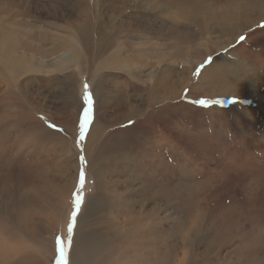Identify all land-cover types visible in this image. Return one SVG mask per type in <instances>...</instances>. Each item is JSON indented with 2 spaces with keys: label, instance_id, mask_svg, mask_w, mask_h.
<instances>
[{
  "label": "rangeland",
  "instance_id": "obj_1",
  "mask_svg": "<svg viewBox=\"0 0 264 264\" xmlns=\"http://www.w3.org/2000/svg\"><path fill=\"white\" fill-rule=\"evenodd\" d=\"M203 1L0 0V264H264V0Z\"/></svg>",
  "mask_w": 264,
  "mask_h": 264
},
{
  "label": "bare ground",
  "instance_id": "obj_2",
  "mask_svg": "<svg viewBox=\"0 0 264 264\" xmlns=\"http://www.w3.org/2000/svg\"><path fill=\"white\" fill-rule=\"evenodd\" d=\"M189 1H191L192 3H193V5H194V3L196 2L197 3V5L200 7L201 5H203L204 3V1L203 0H189ZM188 0H185V2H188V3H190ZM196 3H195V6H194V8L195 7H198V6H196ZM203 3V4H202ZM208 8V7H207ZM111 20H113V18H110ZM110 20V21H111ZM114 21V20H113ZM112 23V22H111ZM114 23V22H113ZM114 25V29L116 28V30L117 29H123V31H125V30H127V28H130V27H128V24L127 23H125V22H123V23H119L118 25H116V24H113ZM103 28V27H102ZM105 32V31H104ZM107 38V37H106ZM6 41H11L13 44H15V43H17V42H14L15 41V37L14 38H11V37H7L6 38ZM17 41V40H16ZM76 41V40H75ZM84 43L85 44H87V42H86V37L84 38ZM76 44L77 43H73V46L74 47H77L76 46ZM98 44L101 46V48H102V46L104 45V46H106V45H109V40L107 39L106 41H104V42H102L101 41V38L99 39V41H98ZM103 44V45H102ZM78 45V44H77ZM78 48V47H77ZM211 53V52H210ZM206 55H208V54H206ZM210 55V54H209ZM118 59V58H117ZM1 60H5L4 58L3 59H1ZM69 61L71 62H74V60L71 58V57H69V56H66V57H64L63 58V60L60 62L61 63V65H69ZM116 61H121V60H116ZM89 129L93 132V131H95L96 129H95V125H91L90 127H89ZM91 139V138H90ZM90 139H89V142H90ZM88 147H90V145H89V143L87 142V140L85 141V144H84V146H83V148H84V150L85 149H87L86 150V152H85V154L87 155V158L90 160V156H91V149L90 148H88ZM97 152H98V150H97ZM94 155V154H93ZM94 156H97L96 154L94 155ZM98 158V157H97ZM93 159H95V158H93ZM92 160V159H91ZM91 163V162H90ZM90 166L91 165H88V171H90L91 172V174H93V175H95V182H96V184H98V180L100 179V172H93L94 171V169L91 171V169H90ZM101 182V181H100ZM103 186V185H102ZM102 186H100L101 188H102ZM103 189V188H102ZM96 190V189H95ZM26 193V192H25ZM28 194V193H27ZM25 195V194H24ZM25 198V197H24ZM92 200H93V203H92ZM96 199L95 198H88L87 199V204H86V206H85V208H84V213H83V218H81L82 219V221L85 223V222H87L86 220H87V218H88V216H89V212H90V209L92 208L93 209V206L95 207L96 206ZM97 208V207H96ZM96 208H95V210H96ZM91 209V210H92ZM110 213V212H109ZM112 213V212H111ZM91 214H93V213H91ZM111 217H112V215H111ZM110 217V218H111ZM135 220V219H134ZM132 222V220L128 223V224H130ZM139 224V223H138ZM148 222L147 221H145L143 218H142V222L139 224V225H137V227L135 228V236H136V239H139V240H141V242H140V245H141V247H143V248H145L146 247V245H147V233H148V230H147V226H148ZM150 228V227H149ZM150 230V229H149ZM32 232H30L29 233V237L30 238H35V236H34V234L32 233ZM100 236H105V235H100ZM112 236L114 237V236H117V234H114V233H112ZM93 243H95L96 245H92L91 243H89L88 242V239H87V234H83V233H81V236H80V247L76 250V252H75V255H74V259H73V264H78V262L79 263H84L86 260H88L89 258H92V257H94V256H97V254H99L102 250H103V248H104V245H106V243L105 242H107V240L106 239H103V240H101L100 241V243L98 244L97 242H95V241H92ZM22 248V247H21ZM17 249L18 248H16V249H14L15 250V252H14V255H17ZM27 251V250H26ZM9 253L11 254L12 252H11V248H10V251H9ZM23 253V252H22ZM36 253V252H35ZM26 254V252L25 253H23V255L22 256H24ZM37 254V253H36ZM4 254H3V256H2V258L4 259ZM25 258V257H24ZM11 259V258H10ZM6 260H8V259H5V261ZM17 260V259H16ZM21 260V259H20ZM15 261V260H14ZM28 261V260H27ZM19 262V261H18ZM20 263V262H19ZM17 264V263H16Z\"/></svg>",
  "mask_w": 264,
  "mask_h": 264
},
{
  "label": "snow or ice",
  "instance_id": "obj_3",
  "mask_svg": "<svg viewBox=\"0 0 264 264\" xmlns=\"http://www.w3.org/2000/svg\"><path fill=\"white\" fill-rule=\"evenodd\" d=\"M84 104L85 107L83 109V119L82 122L80 124V137L83 138L84 137V129L88 126L90 119H91V115L93 112V97H92V93L89 91V86L87 83L84 84ZM237 100L236 98H233V103H236ZM200 103L202 105L205 104V101H200ZM131 123V122H129ZM50 127H54L52 125H50ZM84 183V173L81 172L80 175V186L82 188ZM73 206H74V210L72 213V222L69 223L68 225V231L69 233L72 232L73 228H74V221L76 219V216L79 212V209L83 203V195L81 192H75L73 194ZM57 244H58V264H68V253H67V248L70 247V241L69 243L66 245L64 243L63 240H61L59 237L57 238Z\"/></svg>",
  "mask_w": 264,
  "mask_h": 264
}]
</instances>
